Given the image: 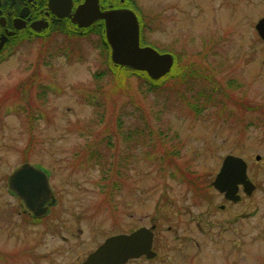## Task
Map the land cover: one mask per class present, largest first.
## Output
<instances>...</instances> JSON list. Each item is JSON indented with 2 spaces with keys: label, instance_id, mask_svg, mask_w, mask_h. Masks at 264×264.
Masks as SVG:
<instances>
[{
  "label": "rangeland",
  "instance_id": "obj_1",
  "mask_svg": "<svg viewBox=\"0 0 264 264\" xmlns=\"http://www.w3.org/2000/svg\"><path fill=\"white\" fill-rule=\"evenodd\" d=\"M136 1L143 45L179 54L185 81L95 78L98 24L0 56V264H81L142 226L157 256L129 264H264V0ZM228 154L256 185L236 203L211 186ZM24 162L57 198L37 223L8 190Z\"/></svg>",
  "mask_w": 264,
  "mask_h": 264
},
{
  "label": "water",
  "instance_id": "obj_2",
  "mask_svg": "<svg viewBox=\"0 0 264 264\" xmlns=\"http://www.w3.org/2000/svg\"><path fill=\"white\" fill-rule=\"evenodd\" d=\"M98 20L104 22V35L114 65L145 72L152 80H158L170 72L174 64L170 53H160L150 46H140L139 23L132 10L101 11L97 0H85L71 17L72 23L79 28L89 27ZM255 30L264 41V16L255 24ZM259 159L256 156V160ZM212 186L233 203L241 199L239 187L247 196L256 189L248 177L247 163L241 157L230 154L223 158ZM8 189L23 201L35 218L45 215L56 200L48 175L41 168L27 162L9 175ZM152 239V231L145 227L131 234L113 235L90 253L82 264H125L130 258L142 255L153 258L156 253L151 249Z\"/></svg>",
  "mask_w": 264,
  "mask_h": 264
},
{
  "label": "flooded vegetation",
  "instance_id": "obj_3",
  "mask_svg": "<svg viewBox=\"0 0 264 264\" xmlns=\"http://www.w3.org/2000/svg\"><path fill=\"white\" fill-rule=\"evenodd\" d=\"M84 1L0 0V42L2 43L0 55L7 50L18 48L25 43H33L41 39H46L47 37L55 36L61 32L60 29L63 26H69L78 33L83 32V29H79L72 23L71 17H73L77 7L83 4ZM124 2L127 6H124ZM136 3V0H97L101 11L127 8L134 11L137 15L140 10L136 7ZM95 24L102 25L104 22L102 20L96 21L90 27ZM51 208H49L48 213ZM138 228L140 227L120 234L131 233ZM152 246L154 248V238ZM142 259H145V257L129 259L125 264Z\"/></svg>",
  "mask_w": 264,
  "mask_h": 264
},
{
  "label": "trees",
  "instance_id": "obj_4",
  "mask_svg": "<svg viewBox=\"0 0 264 264\" xmlns=\"http://www.w3.org/2000/svg\"><path fill=\"white\" fill-rule=\"evenodd\" d=\"M99 29H97L98 34L100 35V39H101V43H100V48L102 49V52L105 53L107 60H105V63L108 64L107 69L105 70H101L100 72L94 73V77L97 79H101L99 77H101L104 73H111L115 74V78L120 80L122 78L116 77V75L120 72L123 73V79H125L127 76H131L134 75L138 78H141L144 80V82L146 83L147 87V91H157L161 85L164 82H169L171 83V85H176V82H182L185 81L184 75L186 73V67L181 66L179 63V54L177 53H173L174 56V64L172 66V70H170L169 73H167L165 76H163L162 78L158 79V80H152L150 79L147 74L145 72H141V71H135L132 69H128L126 67H121L118 65H114L113 63H111L110 58H109V45L106 42V40L104 39V31H103V25H99ZM97 27V26H96ZM95 27V28H96ZM63 30H61V33H66L67 35H71L72 33L74 34H78L80 36H84L86 34H89L90 31L92 32V30L90 29H85L83 30L82 33H78L76 32L74 29L69 28L68 26H63L62 28ZM72 29V30H71ZM145 43V41H144ZM141 44H143V42L141 41ZM160 51H166V50H160ZM114 71H116L114 73ZM190 73V71H189ZM180 75V76H178ZM226 106V103L223 102V107ZM91 156H96V157H100L99 154H95V151H92L91 154L89 155ZM33 223H37L39 220L33 219Z\"/></svg>",
  "mask_w": 264,
  "mask_h": 264
}]
</instances>
